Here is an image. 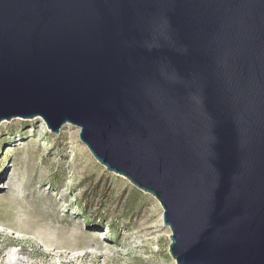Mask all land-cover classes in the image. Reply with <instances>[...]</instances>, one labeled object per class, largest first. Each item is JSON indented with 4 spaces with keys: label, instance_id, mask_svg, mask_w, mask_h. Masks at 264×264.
<instances>
[{
    "label": "water",
    "instance_id": "obj_1",
    "mask_svg": "<svg viewBox=\"0 0 264 264\" xmlns=\"http://www.w3.org/2000/svg\"><path fill=\"white\" fill-rule=\"evenodd\" d=\"M17 118L152 196L175 264H264V0H0Z\"/></svg>",
    "mask_w": 264,
    "mask_h": 264
},
{
    "label": "rangeland",
    "instance_id": "obj_2",
    "mask_svg": "<svg viewBox=\"0 0 264 264\" xmlns=\"http://www.w3.org/2000/svg\"><path fill=\"white\" fill-rule=\"evenodd\" d=\"M78 135L40 118L0 124V264L13 250L23 264H175L159 203Z\"/></svg>",
    "mask_w": 264,
    "mask_h": 264
},
{
    "label": "bare ground",
    "instance_id": "obj_3",
    "mask_svg": "<svg viewBox=\"0 0 264 264\" xmlns=\"http://www.w3.org/2000/svg\"><path fill=\"white\" fill-rule=\"evenodd\" d=\"M11 232V230H10ZM12 234H18L17 232H12ZM22 259V258H21ZM23 260V259H22ZM19 259V255L16 252V250H13L10 255L8 256V259L6 261V264H23L24 261Z\"/></svg>",
    "mask_w": 264,
    "mask_h": 264
},
{
    "label": "built area",
    "instance_id": "obj_4",
    "mask_svg": "<svg viewBox=\"0 0 264 264\" xmlns=\"http://www.w3.org/2000/svg\"><path fill=\"white\" fill-rule=\"evenodd\" d=\"M16 252L18 253V251H17V250H16ZM18 255H19V254H18ZM19 259H20V260H22V259H21V257H19ZM22 261H24V259H23Z\"/></svg>",
    "mask_w": 264,
    "mask_h": 264
}]
</instances>
